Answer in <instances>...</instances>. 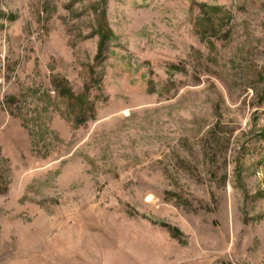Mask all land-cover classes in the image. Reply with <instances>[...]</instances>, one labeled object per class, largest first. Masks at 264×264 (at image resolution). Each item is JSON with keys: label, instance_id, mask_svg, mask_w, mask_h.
I'll use <instances>...</instances> for the list:
<instances>
[{"label": "rangeland", "instance_id": "1", "mask_svg": "<svg viewBox=\"0 0 264 264\" xmlns=\"http://www.w3.org/2000/svg\"><path fill=\"white\" fill-rule=\"evenodd\" d=\"M0 264H264V0H0Z\"/></svg>", "mask_w": 264, "mask_h": 264}, {"label": "built area", "instance_id": "2", "mask_svg": "<svg viewBox=\"0 0 264 264\" xmlns=\"http://www.w3.org/2000/svg\"><path fill=\"white\" fill-rule=\"evenodd\" d=\"M5 55L4 54H0V72L3 71V69L5 68ZM4 83V77L3 75H0V85H2Z\"/></svg>", "mask_w": 264, "mask_h": 264}]
</instances>
